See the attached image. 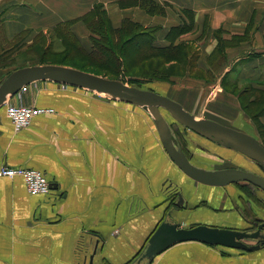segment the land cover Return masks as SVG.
<instances>
[{"label": "crops", "instance_id": "obj_1", "mask_svg": "<svg viewBox=\"0 0 264 264\" xmlns=\"http://www.w3.org/2000/svg\"><path fill=\"white\" fill-rule=\"evenodd\" d=\"M155 2L167 3L176 12H196L200 30L208 18L206 13H214L213 27L220 28L215 15L234 11L237 18L240 14L238 23L242 25L252 20L257 22L261 16L264 28V0L261 13L256 16L258 5L251 0ZM94 4V0H0L3 37L12 40L24 32H43L80 18ZM110 6L107 11L111 15ZM114 9L118 21H122L123 11ZM127 16L136 20L134 15ZM73 32L79 39L85 38L78 35L79 29ZM260 36L255 39V46L232 59L233 67L242 64L241 80L257 82L259 76L264 77V31ZM163 42L159 40L156 44L165 46ZM2 77L0 72V82ZM61 85L37 82L21 100L9 99L13 104L24 103L55 112L35 117L28 128L19 132L6 116V109L0 110V170L3 167L35 169L52 185L48 196H32L22 178L0 177V264H90L94 252L93 264H149L138 261L149 238L165 220L173 218L183 229L209 226L249 230L252 227L245 206L231 202L232 195L238 193L236 188L232 193L224 189L216 191L190 180L191 188L187 185L185 188L171 177V173L178 179L184 175L164 150L153 119L143 109L134 112L107 97L103 99ZM174 97L171 98L192 113L184 102ZM191 100L200 102L199 96H192ZM236 117L241 128L249 127L254 132L250 120L240 112ZM141 121L147 125L145 134L141 132ZM160 166L166 170L165 175L158 173ZM258 207L264 214V205ZM248 208L252 212L256 207L249 202ZM246 244L257 242L246 241ZM150 264H264V247L244 255L227 247L187 241L174 244Z\"/></svg>", "mask_w": 264, "mask_h": 264}, {"label": "rangeland", "instance_id": "obj_2", "mask_svg": "<svg viewBox=\"0 0 264 264\" xmlns=\"http://www.w3.org/2000/svg\"><path fill=\"white\" fill-rule=\"evenodd\" d=\"M105 1L111 2L94 0L95 4L92 8L101 7L108 14V5H111V15L108 14V21L101 22L104 24L100 32L96 30L98 29L95 28L96 24L92 23L93 28L90 29L89 24L87 25L81 20L85 16L84 14L73 20L72 24L64 23L61 24V27L57 24L43 32H24L12 40L1 38L0 72L3 73L2 79L13 71L27 66L52 64L71 67L108 79L119 80L129 86L151 90L172 100L175 98L174 96H177L181 102L185 103L187 109L192 111V114H196L197 117L218 119L230 126L233 125L235 128H241L240 119L236 117L240 112L248 120H253L251 122L254 132L252 133L249 127L245 130L242 127L243 132L252 133L251 135L256 136L264 145V77L259 76L257 82L241 80L239 73L242 64L240 62L233 67L232 60L255 46V39L260 38V35L263 34V18L261 16L257 22L252 20L248 25L247 23L242 25L238 23L241 19L240 14L237 18L235 11L226 15L217 14L215 19L218 18L217 24L219 23L221 27L215 28L212 21L214 13H206L205 16L208 18H206L204 28L200 30L197 27L196 12L188 10L176 12L174 9H169L167 3L160 4L155 0ZM251 1L258 5L255 6L254 11L256 16L259 12L261 13L262 0ZM104 3L112 4H106V6ZM114 5L116 6L114 7ZM114 8L120 12L123 11L122 21H118L119 16H117V11ZM128 14L134 15L136 20L129 18ZM127 19L132 22L125 21ZM133 22L140 24L141 27L133 28V25H130ZM259 22L261 23L259 24ZM68 26L71 27L72 31L79 29L78 35H84L85 38L81 40L72 35ZM1 27H3V22L0 18V32L3 30ZM183 27H190L191 30L180 32ZM120 28L126 29V32L123 29L122 34H114L110 31ZM155 29H158L155 34L156 43L159 40L164 41L165 46L172 45L171 49L163 54L154 50L143 53V55L134 52L132 50L134 47H131L130 43L133 35L129 31L134 30L137 33ZM27 41L32 42L31 45L25 44ZM210 41H215L216 44H210ZM158 46L161 45L158 43ZM218 47L220 52L216 53ZM213 53L216 54L213 55ZM149 54L155 55L150 57ZM111 56L119 58L121 65L117 66L114 62L105 64L111 62L107 61ZM236 77H238V83L233 84L232 80ZM65 86L63 87L66 88ZM73 90L104 99L103 96L85 89L73 87ZM175 91L177 95L174 93ZM172 96L173 98H171ZM192 96H199L200 102L192 101ZM107 99L117 104H124L134 112L139 113L141 111L139 107ZM212 100L215 101L211 102ZM220 104H225L226 107L223 109L219 106ZM141 115L145 117V115ZM169 115V113L166 114V117H168L169 124L173 129L175 143L185 151L194 165L213 169L216 164L228 161L245 170L258 174L262 173L260 168L251 160L222 148L212 141L198 137L190 130L177 124ZM140 125L142 134H145L147 125L144 124V121H141ZM150 126L153 125L150 124ZM147 148V150L150 149L149 146ZM163 170L164 172H162ZM158 171L160 176L166 174L163 166H160ZM182 174L184 180L178 179L175 173H171V177L184 185L185 188H187L186 185L191 188V185H188L189 180L200 184L186 176L185 173L182 172ZM241 187L245 188L241 189ZM211 188L216 191L224 189L230 193L236 188L238 193L236 196L232 195L231 202L241 203L245 206L244 212L250 219L252 226L250 228L253 229L255 223L264 221V214L258 207V202L262 203L264 200V192L260 189L246 185V183ZM249 202L256 207L252 212L248 208Z\"/></svg>", "mask_w": 264, "mask_h": 264}, {"label": "water", "instance_id": "obj_3", "mask_svg": "<svg viewBox=\"0 0 264 264\" xmlns=\"http://www.w3.org/2000/svg\"><path fill=\"white\" fill-rule=\"evenodd\" d=\"M41 81L54 82L85 89L92 93L107 94L113 100L143 109L153 119L164 150L172 162L192 180L210 187H226L246 183L264 192V146L253 135L236 130L211 119H200L185 110L178 102L151 90L126 85L119 80L97 76L60 65H33L17 69L0 82V110L23 87ZM163 111L182 127L204 138L245 156L263 172V175L245 170L232 162L216 164L212 170L191 163L186 153L175 144L173 130ZM181 199V198H180ZM182 200V199H181ZM264 221L255 230H235L209 226L191 229L179 228L175 219L162 222L149 238L148 246L138 263H152L155 258L176 243L199 241L211 246L234 248L244 252H256L264 247ZM245 240H257L248 245ZM91 256L93 264L95 256Z\"/></svg>", "mask_w": 264, "mask_h": 264}, {"label": "built area", "instance_id": "obj_4", "mask_svg": "<svg viewBox=\"0 0 264 264\" xmlns=\"http://www.w3.org/2000/svg\"><path fill=\"white\" fill-rule=\"evenodd\" d=\"M30 87L31 85L23 87L14 97H19L21 100L23 95L31 91ZM4 108L6 109V116L11 121L16 132L28 128L33 119L41 114L55 113L53 109L27 106L24 103L13 104L9 102V100ZM0 177L22 178L26 184L27 191L32 196H48L52 192V185L47 177L42 172L35 169L3 167L0 170Z\"/></svg>", "mask_w": 264, "mask_h": 264}, {"label": "trees", "instance_id": "obj_5", "mask_svg": "<svg viewBox=\"0 0 264 264\" xmlns=\"http://www.w3.org/2000/svg\"><path fill=\"white\" fill-rule=\"evenodd\" d=\"M130 1H132V0H130ZM152 3H155V2H152ZM157 5V4H156ZM108 14H107V12L105 11V10H103L101 7H94V9H92V10H90L89 11V13H86L85 14V16H83L82 18H81V20H83L87 25L89 24V28L91 29V27H92V23H94V24H96L95 25V28H98V29H96L98 32H100V30H102L103 28H102V25L104 24H102L101 22H105V21H108ZM94 20V21H93ZM98 22H97V21ZM125 21H128V22H132L131 20H125ZM74 21L72 20L71 22L70 21H67V22H65V23H70V24H72ZM134 23V22H133ZM133 23H131L130 25H133L132 27L133 28H139V27H141L140 26V24H133ZM193 23H194V21H193ZM61 24H64V23H60L59 24V26L61 27L62 25ZM69 24V25H70ZM2 26V25H1ZM192 26V25H191ZM190 26V27H191ZM69 28V32H71L72 33V35H74V36H76L75 34H74V32L71 30V27L70 26H68ZM131 27V28H132ZM190 27H183V29L180 31V32H184V31H188V30H191V28ZM93 28V27H92ZM106 28V27H105ZM1 29H3V27H1ZM123 28H120V29H115V30H110L112 33H114V34H122L123 33V30L125 31L126 29H123ZM157 30L158 29H155V30H151V31H149V32H135L134 30H130L129 31V33H131L133 36H132V40L130 39V43H131V47H134L132 50L134 51V52H136V53H138V54H140V55H143V53L145 54L146 52L148 53L150 50H154L155 52H157V53H161V54H163V53H165V52H168L169 51V49H171V46H158L157 44H156V33H157ZM115 31V32H114ZM126 32V31H125ZM128 32V31H127ZM3 33H4V29L2 30V32H0V34H1V36H0V39L2 38V39H4V37H3ZM134 33V34H133ZM77 38V37H76ZM4 41V40H3ZM5 42V41H4ZM94 43H95V41H94ZM95 44H97V43H95ZM0 45H2V40H0ZM218 49H220L219 47L217 48V51H216V53H219L220 52V50H218ZM97 52V51H96ZM95 52V53H96ZM94 53V52H93ZM216 53H213V55L214 54H216ZM150 55V57H153V55H155V54H149ZM107 61H111V62H107V63H105V64H111L112 62H114V63H116V65L117 66H119V65H121L120 64V60H119V58H116L115 56H111ZM231 74V73H230ZM9 75V74H8ZM229 76V75H228ZM232 83L233 84H237L238 83V79L236 78V79H233L232 80ZM251 119V118H250ZM215 121V120H214ZM251 121H253L252 119H251ZM254 137H256V136H254ZM259 140V139H258ZM259 142H260V140H259ZM261 143V142H260ZM177 144V143H176ZM262 144V143H261ZM178 145V144H177ZM263 145V144H262ZM264 146V145H263ZM180 147V146H179ZM185 152V151H184ZM239 185V184H238ZM246 185H249V186H252V185H250V184H246ZM254 187V186H253ZM245 187H241V189H244ZM258 204L260 205H264V204H262V203H259L258 202ZM260 224V222L258 223H255L254 224V226H258ZM253 226V229L252 228H250L249 230H255L254 228H257V227H254Z\"/></svg>", "mask_w": 264, "mask_h": 264}, {"label": "bare ground", "instance_id": "obj_6", "mask_svg": "<svg viewBox=\"0 0 264 264\" xmlns=\"http://www.w3.org/2000/svg\"><path fill=\"white\" fill-rule=\"evenodd\" d=\"M100 96H104V97H107V98H109V99H111V100H113L109 95H107V94H99ZM166 114H168L167 112H165V111H163V115L165 116V118L167 119L168 117H166ZM170 116V115H169ZM198 118H200V117H198ZM200 119H203V118H200ZM167 121L169 122V120L167 119ZM173 130V129H172ZM210 141V140H209ZM174 143H175V141H174ZM176 144V143H175ZM222 147V146H221ZM222 148H224V147H222ZM226 149V148H225ZM227 150H230V149H227ZM231 151H233V150H231ZM234 152H236V151H234ZM236 153H238V152H236ZM239 154V153H238ZM241 155V154H240ZM243 156V155H242ZM245 157V156H244ZM246 158V157H245ZM246 159H248V158H246ZM249 160V159H248ZM253 162V161H252ZM255 163V162H254ZM256 164V163H255ZM210 170H212V168L210 169ZM260 174V173H259ZM261 175H263V172L261 173ZM264 176V175H263ZM206 186V185H205ZM246 241H253V240H245V243H246ZM255 241V240H254ZM255 242H260V241H255ZM221 247H223V246H221ZM231 249H234V248H231ZM234 250H237V249H234ZM238 251H241L242 252V254H246V253H250V252H244V251H242V250H238Z\"/></svg>", "mask_w": 264, "mask_h": 264}, {"label": "flooded vegetation", "instance_id": "obj_7", "mask_svg": "<svg viewBox=\"0 0 264 264\" xmlns=\"http://www.w3.org/2000/svg\"><path fill=\"white\" fill-rule=\"evenodd\" d=\"M196 135V134H195ZM199 137V136H198ZM202 139H204V138H202ZM205 140H207V139H205ZM262 223V222H261ZM257 229V228H256ZM263 233H264V229H263Z\"/></svg>", "mask_w": 264, "mask_h": 264}]
</instances>
